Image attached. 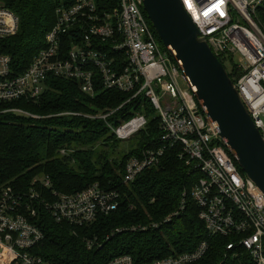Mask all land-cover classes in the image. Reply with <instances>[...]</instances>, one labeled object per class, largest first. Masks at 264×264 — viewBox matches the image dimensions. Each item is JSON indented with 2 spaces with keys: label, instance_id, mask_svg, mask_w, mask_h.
<instances>
[{
  "label": "built area",
  "instance_id": "obj_1",
  "mask_svg": "<svg viewBox=\"0 0 264 264\" xmlns=\"http://www.w3.org/2000/svg\"><path fill=\"white\" fill-rule=\"evenodd\" d=\"M184 10L209 44L214 55L226 63L229 76L264 141V0H180ZM144 0H120L113 13H99L95 0H76L70 8L57 9V22L45 38V48L23 71L12 69L10 56L0 54V117L40 119L25 110L9 106L14 102L37 103L50 90L48 79L60 78L79 85L81 92L94 97L97 89L132 94L131 100H150L161 119L164 146L146 150L126 165L124 183H131L146 169L158 167L167 148L180 147V157L198 169L202 177L192 197L200 208V219L211 236L234 237L227 251L237 246L250 253L256 264H264V194L241 172L236 157L220 137L216 124L196 98V92L167 50L157 43L145 17ZM217 5L219 7L217 8ZM221 12L223 15H221ZM145 13V14H144ZM18 17L0 3V41L19 31ZM82 115L89 119L114 114ZM110 132L125 143L147 126L137 115L119 126L106 123ZM66 155V151L61 152ZM50 188L48 178L33 182ZM120 194L103 191L97 184L73 194L55 191L48 197L34 191H0V264H50L32 251L44 244L45 235L34 223L40 209L57 224L86 227L99 216L119 209ZM184 203L181 211L184 210ZM176 212L162 223L117 229L113 235L130 231L146 232L169 224ZM89 249L94 248L89 243ZM201 243L191 253L138 263L123 255L109 264H195L206 253Z\"/></svg>",
  "mask_w": 264,
  "mask_h": 264
},
{
  "label": "trees",
  "instance_id": "obj_2",
  "mask_svg": "<svg viewBox=\"0 0 264 264\" xmlns=\"http://www.w3.org/2000/svg\"><path fill=\"white\" fill-rule=\"evenodd\" d=\"M75 2L0 0L20 21L18 33L0 41V54L10 56L14 71L27 69L45 48L46 35L57 22V9L70 8ZM95 3L99 13L109 14L119 7L120 0ZM260 10L264 22V9ZM145 17L148 20L146 14ZM148 23L158 45L166 50L149 20ZM221 62L226 65L222 58ZM233 68L230 77L236 82L240 74ZM48 85L50 90L37 103L19 101L9 105L40 119L11 114L0 117V191H34L46 198L53 191L73 195L97 184L103 191H117L120 206L116 212L99 216L95 223L81 228L57 224L48 212L40 209L34 223L45 235V241L32 251L34 254L50 264H109L123 255L144 263L191 253L206 242L208 249L195 264H256L240 246L227 251V246L235 242L234 237L208 233L192 197L202 174L180 157V147L167 148L158 167L146 169L133 182L124 183L131 158L164 146L161 119L150 100H131L132 94L100 87L91 97L81 92L78 83L60 78L48 79ZM111 111L115 112L106 122L84 116H61L107 115ZM139 114L146 118L147 126L126 144L107 128L106 123L119 126ZM38 178H48L51 187L35 185ZM183 203L185 208L181 211ZM176 212H180L178 217L159 228L137 233L125 230L113 235L117 229L162 223ZM89 243L94 244L93 249H89Z\"/></svg>",
  "mask_w": 264,
  "mask_h": 264
},
{
  "label": "water",
  "instance_id": "obj_3",
  "mask_svg": "<svg viewBox=\"0 0 264 264\" xmlns=\"http://www.w3.org/2000/svg\"><path fill=\"white\" fill-rule=\"evenodd\" d=\"M143 7L239 168L264 194V141L225 66L200 37L180 0H144Z\"/></svg>",
  "mask_w": 264,
  "mask_h": 264
},
{
  "label": "snow or ice",
  "instance_id": "obj_4",
  "mask_svg": "<svg viewBox=\"0 0 264 264\" xmlns=\"http://www.w3.org/2000/svg\"><path fill=\"white\" fill-rule=\"evenodd\" d=\"M221 3H222V0H221ZM219 7V5H217V8ZM221 15H223V13L221 12Z\"/></svg>",
  "mask_w": 264,
  "mask_h": 264
},
{
  "label": "rangeland",
  "instance_id": "obj_5",
  "mask_svg": "<svg viewBox=\"0 0 264 264\" xmlns=\"http://www.w3.org/2000/svg\"><path fill=\"white\" fill-rule=\"evenodd\" d=\"M125 144H126V142H125Z\"/></svg>",
  "mask_w": 264,
  "mask_h": 264
}]
</instances>
